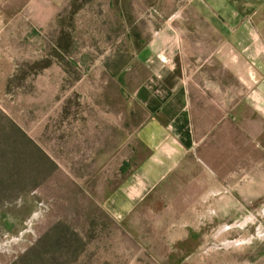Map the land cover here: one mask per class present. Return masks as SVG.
<instances>
[{
	"label": "rangeland",
	"instance_id": "374dc122",
	"mask_svg": "<svg viewBox=\"0 0 264 264\" xmlns=\"http://www.w3.org/2000/svg\"><path fill=\"white\" fill-rule=\"evenodd\" d=\"M183 3L0 0V264H264V114L242 95L201 159L123 220L104 206L146 119L136 55Z\"/></svg>",
	"mask_w": 264,
	"mask_h": 264
},
{
	"label": "crops",
	"instance_id": "0c3cea01",
	"mask_svg": "<svg viewBox=\"0 0 264 264\" xmlns=\"http://www.w3.org/2000/svg\"><path fill=\"white\" fill-rule=\"evenodd\" d=\"M179 1L185 3L170 9V22L136 55L141 71L129 90L146 119L124 178L104 201L117 220L202 158L197 150L219 127L220 113L236 111L237 95L264 114V0ZM188 29L193 34L182 33ZM230 79L239 81L238 91L224 84Z\"/></svg>",
	"mask_w": 264,
	"mask_h": 264
},
{
	"label": "trees",
	"instance_id": "16d2710c",
	"mask_svg": "<svg viewBox=\"0 0 264 264\" xmlns=\"http://www.w3.org/2000/svg\"><path fill=\"white\" fill-rule=\"evenodd\" d=\"M140 48H141V47H140ZM139 50H140V49H139ZM128 166H129V165H128V162L125 161V162L123 163L122 167H121L122 172L126 171L127 168H128Z\"/></svg>",
	"mask_w": 264,
	"mask_h": 264
}]
</instances>
